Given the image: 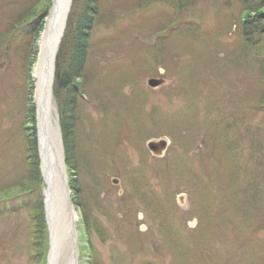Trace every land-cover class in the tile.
<instances>
[{"label":"rangeland","instance_id":"obj_1","mask_svg":"<svg viewBox=\"0 0 264 264\" xmlns=\"http://www.w3.org/2000/svg\"><path fill=\"white\" fill-rule=\"evenodd\" d=\"M46 2L0 0L2 187H17L35 164L27 136L38 144L32 67L40 39L31 32ZM187 2H72L68 39L84 26L76 28L78 19L92 14L70 156L63 147L80 186V194L72 189L79 264H264L260 48H243L238 6ZM69 54L66 47L63 59ZM58 57L51 121L61 126ZM152 76L165 81L151 87ZM162 134L171 145L154 155L147 139ZM67 173L70 181L68 167ZM36 185L28 191L33 197ZM2 204L0 264H32L40 251L31 241L33 201L23 193ZM46 223L45 264L52 232Z\"/></svg>","mask_w":264,"mask_h":264},{"label":"trees","instance_id":"obj_2","mask_svg":"<svg viewBox=\"0 0 264 264\" xmlns=\"http://www.w3.org/2000/svg\"><path fill=\"white\" fill-rule=\"evenodd\" d=\"M46 1L47 2L44 4L45 6L43 7V11L37 15L36 23L31 32L32 39L33 37H37L39 31L44 25L45 16L48 12L50 3V0ZM226 2L239 7L236 20L242 34L243 48L247 49L250 47V49H255V46H257L262 51L260 53V49H257L259 55L257 54L256 58L258 57L259 61V82L263 85L259 101L261 105L264 106V0H226ZM187 4V0H181L182 6L185 7ZM88 13H90V18L85 20L83 27L80 25L77 29H75L70 39L66 38L61 46L58 57L55 91L57 93L56 98L59 104L64 141L69 156L70 153L73 152V139L75 137L77 112L74 115V109L76 108L78 111V102L75 103V99L79 93L85 89V85H83L85 82L83 79V70L85 66L84 62L86 52L88 46L90 45L89 37L91 35V23L89 20L92 19L91 12L89 11ZM30 14L27 12V16ZM24 16H26V14H24ZM66 47L71 49L72 55L69 54L68 58L63 59L62 53ZM27 146L30 153L33 151L35 164L31 165V168L28 169V173L26 174V178L22 179L17 187L9 188L0 186V217L4 210L2 203L5 198H14L23 193H27L29 195L30 199L33 201L31 211V223L33 226L31 233L32 248L37 249L40 247L39 253L33 255L36 253L35 250L30 259L32 260V264H45L46 252L43 245H45L46 240V233L44 232L46 231V222L42 200V176L37 164L38 153L36 138L27 136ZM68 163L71 169L76 167L72 165V161H68ZM33 182L35 185L37 184L35 197L28 193V191L33 189L31 186ZM70 183L72 188L75 189V192H80V186L75 177L72 178Z\"/></svg>","mask_w":264,"mask_h":264},{"label":"bare ground","instance_id":"obj_3","mask_svg":"<svg viewBox=\"0 0 264 264\" xmlns=\"http://www.w3.org/2000/svg\"><path fill=\"white\" fill-rule=\"evenodd\" d=\"M64 2L67 5L68 0H59V11L57 12L55 10L54 14H50L48 17L46 28L43 31L40 40L41 51L39 52L37 59H35L32 68L33 75L35 76L34 98L38 105L41 121L45 120V124L49 121V118L52 119V109L55 108L52 93L54 70L52 56L56 49L57 41L60 38L62 25L64 23V9L61 8V5ZM65 11H67V6ZM58 14L59 17H57ZM85 20L86 19L82 18L83 23ZM49 26H53L54 32L56 33L51 39L50 54L46 55L44 53V46L49 33ZM45 124L43 127L40 125V131H42L41 137L45 140L43 144L45 145L43 149V162H45V166H43V168L45 171L46 166L48 167V170H51V168L55 169L52 178L49 180L51 181L52 187L50 193L52 196L51 204L53 207H56L57 213L62 209L60 214L57 215V219L59 222H62V226L61 228L59 227V233L56 232L55 237H53L50 264H78V257H76L79 255L78 250L77 255L75 254L76 246L78 245V231H76L74 223L76 224L79 214L67 200V188L65 186L67 175L64 170L65 164L59 139L55 136L58 127H55L53 124H50V126ZM53 139H55V141H53ZM48 143L52 144L53 148L50 149ZM46 151L52 156H48ZM46 160L48 161L47 165ZM48 176L49 174L47 175V179ZM65 216H68L67 221H65Z\"/></svg>","mask_w":264,"mask_h":264},{"label":"water","instance_id":"obj_4","mask_svg":"<svg viewBox=\"0 0 264 264\" xmlns=\"http://www.w3.org/2000/svg\"><path fill=\"white\" fill-rule=\"evenodd\" d=\"M64 3L61 5V8L63 9ZM52 12L54 14L55 10L58 12L59 11V0H54L53 1V6H52ZM57 17H59V14L57 15ZM54 33V27L51 26L50 27V31H49V36H48V40H50L52 38V35ZM163 81V79L160 78H156V77H151L148 82L149 84H151L152 86H158L159 84H161ZM40 145H41V149H42V145H43V138L40 135ZM148 147L151 149V151L156 154V155H164L165 151L169 145V140L166 137H160V138H151L148 140L147 142ZM43 160V159H42ZM43 166H45V162L42 164ZM42 172H43V177L44 180L47 181L48 187L46 189H44V193H45V202H46V211H47V217L50 223V217H49V202L52 198V196L50 195L51 193V181H49L52 178V175H50V171L48 170V167L46 166V171L45 169L42 167ZM48 179H47V175ZM113 181H119V179L117 177H115L113 179ZM178 202L181 204V206L185 207L187 205L186 200H185V194H180L178 195Z\"/></svg>","mask_w":264,"mask_h":264}]
</instances>
